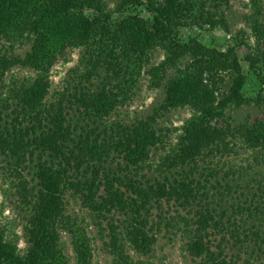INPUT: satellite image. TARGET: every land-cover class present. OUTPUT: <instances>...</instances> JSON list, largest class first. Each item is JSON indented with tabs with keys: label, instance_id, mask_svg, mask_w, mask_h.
<instances>
[{
	"label": "trees",
	"instance_id": "1",
	"mask_svg": "<svg viewBox=\"0 0 264 264\" xmlns=\"http://www.w3.org/2000/svg\"><path fill=\"white\" fill-rule=\"evenodd\" d=\"M112 1L0 0V168L18 179L28 212L24 251L0 226V264H71L65 235L74 264H92L91 241L68 212L71 201L108 223L115 264H153L164 204L190 216L185 248L195 264H239L242 256L245 264H264V200L247 206L245 199L231 215L218 211L241 187L227 176L234 171L224 173L236 142L264 151V113L241 123L230 115L252 103L264 107L260 0H251L249 34L241 30L224 49L182 34L230 35L231 0ZM240 48L248 51L243 60ZM76 50L80 60L69 75L76 85L53 92L54 66ZM16 71L33 76L17 82ZM144 78L150 90L163 91L158 107L133 123H110L136 99ZM177 110L190 117L172 143L158 119ZM157 152L163 156L152 181L143 172ZM26 170L34 172L32 186ZM207 186L226 190L217 193L221 203L202 205L211 198ZM257 192L262 200L264 185ZM226 236L236 253H225Z\"/></svg>",
	"mask_w": 264,
	"mask_h": 264
},
{
	"label": "rangeland",
	"instance_id": "2",
	"mask_svg": "<svg viewBox=\"0 0 264 264\" xmlns=\"http://www.w3.org/2000/svg\"><path fill=\"white\" fill-rule=\"evenodd\" d=\"M110 6H112L113 1L108 0ZM252 3L251 0H231V10L229 12V27L231 30L230 35H224L222 32L215 33H204L199 31H184L182 37L186 40L188 37H198L206 45H217L222 49L226 48L228 41L231 37L236 35L241 30L249 34V29L246 25V20L252 14ZM261 11L263 12L264 19V0H260ZM27 50V47L23 49H18V52L23 54ZM248 51L245 49H238V54L241 60L247 55ZM80 50L74 51L70 55V61L67 64H56L51 72V83L53 92H64L71 91L74 88L73 82L69 79L70 70L78 65L80 60ZM162 58L161 54H158V61ZM33 75L31 72L16 71L14 73V80L17 82H22L28 80ZM72 76V75H71ZM8 77V81H9ZM78 80V79H77ZM76 80V81H77ZM163 99L162 89L150 90L148 88L147 78H144L141 84V90L136 97V99L127 107L121 108L116 116L109 119V122L123 121L127 124L133 123L135 120H139L151 115L154 110L158 107ZM264 113V107L261 105L256 106L252 103L250 107H245L239 110H235L230 113L236 123H241L245 121L254 120ZM190 117V113L187 110H177L169 114L164 115L162 118L158 119V125L161 128L170 130L169 138L171 142L176 141L175 132L176 129L180 128L181 125ZM236 154L227 155L223 163L226 164L224 167V173L234 171L233 175L228 174V178L238 180L240 183V188L237 193L231 197H226L223 202H220V195L217 193L227 194L225 189H211L207 186L206 191L208 195L211 196L207 201L201 202L202 205L205 203H214V205L219 202L220 207L218 211L227 210V215H231L232 210L230 207L232 205L237 206L238 203L244 202L247 199V206L253 202H262L261 194L257 192L258 187L264 185V151L258 153L251 150H245L239 142H236ZM163 156L162 152H157L155 158L152 161L154 165L152 169H146L143 173L146 174V178H150L152 181L158 176L155 172L157 163L159 162V156ZM1 165V164H0ZM5 166V164H3ZM221 165V164H220ZM221 168H223L221 166ZM229 170V171H228ZM29 173V175H28ZM34 172L23 171L22 176L26 178L27 181H31L30 186L36 182H32L34 179ZM224 175L221 174V178ZM34 181V180H33ZM18 179L15 175H10L7 168H0V226L5 228L6 234L9 240H12L18 244V248L24 251L26 248V242L24 238V226L28 219V212L25 211L24 206L20 203L19 196L17 194L18 189ZM259 185V186H258ZM243 193V196L240 194ZM257 198L253 199V196ZM214 198V199H213ZM254 200V201H251ZM227 200V202H226ZM251 201V202H250ZM170 208V210H168ZM166 207L164 204V209L166 210V215L164 220L156 221V226L154 228V233L156 235V245L154 246L152 253L153 264H195L192 258L188 255L185 245L191 236V225L189 223L190 216L188 217L183 211L177 208ZM178 211H177V210ZM72 217L78 219L79 225L86 229L87 234L91 241L92 246V264H115L116 255L111 247V232L108 228V223L103 221L102 218L94 216L89 210L84 209L79 202L71 201L69 205V211ZM158 211H154L157 213ZM242 217H245L242 215ZM118 219L114 222L116 226H119V231H122V217L117 215L115 217ZM246 218V217H245ZM156 220V219H154ZM225 242V253L231 255L236 253L235 250L231 249V245L228 243L229 236H226ZM217 239H220L217 237ZM64 243L66 245V254L68 255L71 264L75 263L73 252L69 244V237L64 236ZM231 243V241H230ZM216 244V242H215ZM130 254L134 259L137 256L132 252ZM247 257L242 256L239 264H245L244 259ZM250 264H260L249 259Z\"/></svg>",
	"mask_w": 264,
	"mask_h": 264
}]
</instances>
